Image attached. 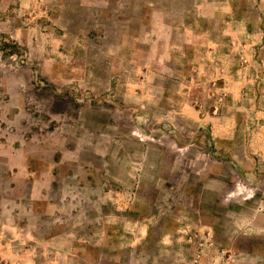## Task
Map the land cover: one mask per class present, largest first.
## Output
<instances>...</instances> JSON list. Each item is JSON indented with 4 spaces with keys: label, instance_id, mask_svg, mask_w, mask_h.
Masks as SVG:
<instances>
[{
    "label": "rangeland",
    "instance_id": "obj_1",
    "mask_svg": "<svg viewBox=\"0 0 264 264\" xmlns=\"http://www.w3.org/2000/svg\"><path fill=\"white\" fill-rule=\"evenodd\" d=\"M0 264H264V0H0Z\"/></svg>",
    "mask_w": 264,
    "mask_h": 264
}]
</instances>
